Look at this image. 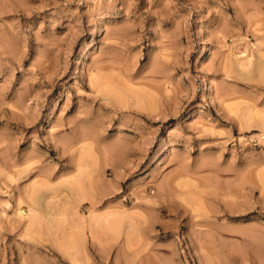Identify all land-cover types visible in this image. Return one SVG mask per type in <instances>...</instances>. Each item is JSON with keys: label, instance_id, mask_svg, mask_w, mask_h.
Returning a JSON list of instances; mask_svg holds the SVG:
<instances>
[{"label": "rangeland", "instance_id": "obj_1", "mask_svg": "<svg viewBox=\"0 0 264 264\" xmlns=\"http://www.w3.org/2000/svg\"><path fill=\"white\" fill-rule=\"evenodd\" d=\"M0 264H264V0H0Z\"/></svg>", "mask_w": 264, "mask_h": 264}, {"label": "bare ground", "instance_id": "obj_2", "mask_svg": "<svg viewBox=\"0 0 264 264\" xmlns=\"http://www.w3.org/2000/svg\"><path fill=\"white\" fill-rule=\"evenodd\" d=\"M38 202H39V201H38ZM39 203H40V202H39ZM39 203H37V204L39 205ZM41 203H42V202H41ZM29 205H30V204H29ZM31 206H32L33 208H32ZM31 206H30V207H31L32 209H36V208H37V207L35 208L34 205H31ZM41 206H42V207H41ZM41 206L38 207L37 209H38L40 212H41V211H44V212H41V213L44 214V213L46 212V211L44 210L45 207H43V205H41ZM44 206H45V205H44ZM46 207H47V206H46ZM49 209H50V207L46 208V210H49ZM38 210H36V211L38 212ZM57 210H58V209H57ZM62 210L64 211V209H62ZM50 212H51V211H50ZM21 214H25V213H21ZM43 214H41V215H43ZM44 216H45V215H44ZM42 217H43V216H42ZM42 217H41V218H42ZM75 221H76V220H75ZM75 221H74V222H75ZM80 221H81V220H80ZM76 222H77V221H76ZM89 223H90V222H88L87 224H89ZM90 224H91V223H90ZM73 225H74V224H73ZM75 225H76V223H75ZM80 225H81V224H80ZM83 225H84V223H83ZM89 226H90V225H89ZM105 226H106V225H105ZM73 227H74V226H73ZM79 228H80V227H79ZM91 228H92V227H91ZM91 228H89L90 231H91ZM76 229H78V228H76ZM104 229H105V228H104ZM80 230H81V229H80ZM91 233H92V232H91ZM78 234H79V233H78ZM78 236H79V235H78ZM81 237H82V236H81Z\"/></svg>", "mask_w": 264, "mask_h": 264}]
</instances>
